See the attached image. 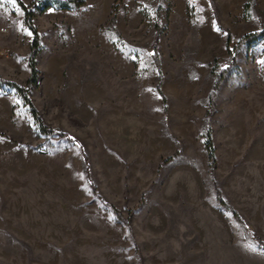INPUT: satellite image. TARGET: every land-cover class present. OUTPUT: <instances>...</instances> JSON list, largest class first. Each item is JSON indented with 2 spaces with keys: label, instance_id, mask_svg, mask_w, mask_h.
Listing matches in <instances>:
<instances>
[{
  "label": "rangeland",
  "instance_id": "obj_1",
  "mask_svg": "<svg viewBox=\"0 0 264 264\" xmlns=\"http://www.w3.org/2000/svg\"><path fill=\"white\" fill-rule=\"evenodd\" d=\"M0 3L14 21L0 32V76L24 85L30 31L17 4ZM158 7L165 103L151 58ZM34 15L30 100L76 143L41 134L0 91V264H264L252 237L264 242V40L240 49L216 92L213 170L203 146L226 34L233 48L264 27V0H85Z\"/></svg>",
  "mask_w": 264,
  "mask_h": 264
},
{
  "label": "trees",
  "instance_id": "obj_2",
  "mask_svg": "<svg viewBox=\"0 0 264 264\" xmlns=\"http://www.w3.org/2000/svg\"><path fill=\"white\" fill-rule=\"evenodd\" d=\"M85 4V0H33L29 4H25L22 0H17V5L23 10V23L25 27L31 32L32 39L30 42L29 47V54L27 58V65L29 68V76L25 81L24 85H20L14 81L4 79L0 76V91H4L5 88L12 89L15 95L21 100L22 104L27 108L28 113L36 126L37 130L46 136H57L60 138H64L70 140L71 142H75L69 135L60 130H56L50 127H47L37 109L34 107L33 103L30 100L29 93L33 86H36L39 82V70L37 68V56L41 51V34L37 26L34 24V13L35 11L44 12L49 8H57L62 10H72L74 8L80 7ZM245 12L248 10V4L246 3ZM161 7H158L155 12V19H154V29L155 35L151 44V58L152 63L157 71V85L156 90L159 96L161 97L163 103H165V96L162 93L161 85L163 81V75L161 72V61L158 54L157 44L158 39L161 35ZM231 35L229 32L226 34V46L228 48V56L222 61L225 63V67L222 68L218 73L215 74V80L211 92L208 97V108L205 112V122H206V130L204 133V140L203 146L208 160V167L210 170L215 168L216 164V156H215V147L213 144V140L211 137V128L210 123L212 120L213 109L215 106V95L217 90L219 89L221 82L227 72L236 67L237 64V55L240 49L243 46H250L260 40H264V27L261 29L249 32L242 35L238 41L234 44L233 48H229L231 43ZM218 59H215L213 64L212 71L215 72L218 66ZM163 110H166V106L164 105ZM76 143V142H75ZM83 162L86 164L85 174L88 176V168H87V156L86 154H82ZM161 165V164H160ZM88 179V178H87ZM90 184V183H89ZM92 190L95 192V187L93 184H90ZM216 190V198L219 203V206L223 208L225 211H228L232 214V216L241 221L240 216L238 213L231 208L222 198L221 193L218 189ZM105 206L110 207L109 204L102 201ZM111 211L116 220L121 222L122 224L128 226V220L122 216V214L115 209L114 207H110ZM253 239L255 240L257 246L264 250V242L256 235L252 234Z\"/></svg>",
  "mask_w": 264,
  "mask_h": 264
},
{
  "label": "crops",
  "instance_id": "obj_3",
  "mask_svg": "<svg viewBox=\"0 0 264 264\" xmlns=\"http://www.w3.org/2000/svg\"><path fill=\"white\" fill-rule=\"evenodd\" d=\"M17 4V3H16ZM4 5L3 4H1L0 3V15H2V14H4L5 15V20H4V22H1L0 23V28H4V30L2 31H0V32H6L7 30H12L13 31V29H12V27H13V23H14V21H13V13H10V12H8V11H5L4 10ZM19 7V6H18ZM21 9V8H20ZM22 10V9H21ZM22 13H23V10H22ZM1 21V20H0ZM22 22H23V19H22ZM3 24H5V25H7V26H4ZM24 24V23H23ZM25 26V25H24ZM12 33V32H11ZM28 33H31V32H28ZM15 37V40L17 41V39H16V35L14 36ZM27 38V40H29V38H30V41H29V45H28V49H29V47H30V42H31V39H32V34L31 35H28V37H26ZM29 54V53H28ZM28 66V65H27ZM29 69V68H28ZM29 71V70H28Z\"/></svg>",
  "mask_w": 264,
  "mask_h": 264
},
{
  "label": "snow or ice",
  "instance_id": "obj_4",
  "mask_svg": "<svg viewBox=\"0 0 264 264\" xmlns=\"http://www.w3.org/2000/svg\"><path fill=\"white\" fill-rule=\"evenodd\" d=\"M9 2L15 5L17 3V0H9ZM29 35H31V33H29Z\"/></svg>",
  "mask_w": 264,
  "mask_h": 264
},
{
  "label": "built area",
  "instance_id": "obj_5",
  "mask_svg": "<svg viewBox=\"0 0 264 264\" xmlns=\"http://www.w3.org/2000/svg\"><path fill=\"white\" fill-rule=\"evenodd\" d=\"M0 30H4L3 28H1Z\"/></svg>",
  "mask_w": 264,
  "mask_h": 264
}]
</instances>
